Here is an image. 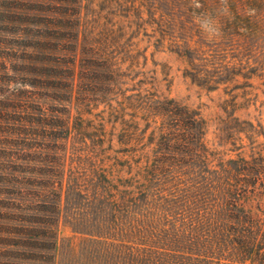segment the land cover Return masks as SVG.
I'll return each mask as SVG.
<instances>
[{
	"label": "rangeland",
	"instance_id": "1",
	"mask_svg": "<svg viewBox=\"0 0 264 264\" xmlns=\"http://www.w3.org/2000/svg\"><path fill=\"white\" fill-rule=\"evenodd\" d=\"M193 50L215 61L201 36L161 34L135 0H0V264H44L33 242L52 216L57 264H85L88 241L71 224L74 204L87 200L74 183L87 188L94 170H106L121 185L135 142L144 147L172 120L156 113L159 101L197 114L212 149L264 148L263 135L250 137L264 132V79L249 73L258 58L229 55L237 74L219 84L198 75ZM54 159L65 187L56 215L41 211L52 209Z\"/></svg>",
	"mask_w": 264,
	"mask_h": 264
},
{
	"label": "trees",
	"instance_id": "2",
	"mask_svg": "<svg viewBox=\"0 0 264 264\" xmlns=\"http://www.w3.org/2000/svg\"><path fill=\"white\" fill-rule=\"evenodd\" d=\"M137 3L161 34L187 35L191 29L215 50L213 62L192 51L200 60L199 76L227 83L237 74L236 64L227 60L232 55L257 57L249 73L264 79V0ZM155 111L172 120H162L144 147L135 142V159L125 164L130 176L121 178L122 186L106 170H94L87 188L81 180L74 183V192L87 200L85 206L74 204L80 215L71 224L88 241L85 264H264V148L249 156L212 149L197 114L172 101L157 102ZM261 135L257 128L250 133L251 140ZM52 163L47 187L54 201L51 210L41 211L56 215L64 173L58 171L61 162ZM84 211L92 216L84 218ZM58 224L55 216L40 220L33 243L43 251L44 264H57Z\"/></svg>",
	"mask_w": 264,
	"mask_h": 264
}]
</instances>
